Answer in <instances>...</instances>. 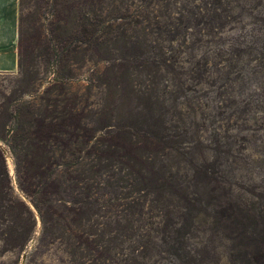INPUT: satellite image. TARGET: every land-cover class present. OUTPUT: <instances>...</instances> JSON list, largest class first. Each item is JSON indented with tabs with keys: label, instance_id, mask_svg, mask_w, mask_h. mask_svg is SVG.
I'll list each match as a JSON object with an SVG mask.
<instances>
[{
	"label": "trees",
	"instance_id": "1",
	"mask_svg": "<svg viewBox=\"0 0 264 264\" xmlns=\"http://www.w3.org/2000/svg\"><path fill=\"white\" fill-rule=\"evenodd\" d=\"M17 28L0 264H201L210 211L264 264V0H19Z\"/></svg>",
	"mask_w": 264,
	"mask_h": 264
},
{
	"label": "rangeland",
	"instance_id": "2",
	"mask_svg": "<svg viewBox=\"0 0 264 264\" xmlns=\"http://www.w3.org/2000/svg\"><path fill=\"white\" fill-rule=\"evenodd\" d=\"M16 72L17 69L13 72H0V104L4 101L3 96H8L11 91V83L14 77H10L9 74L14 76ZM0 148L5 154L8 170L12 178L14 188L16 189L13 160L8 149L1 143ZM257 172L258 173L253 176V180L258 186L257 192L263 194L264 167L259 169ZM253 202V212L258 214L257 221L261 224L264 221V214L261 213L264 210V199L261 200L254 198ZM214 216L215 214L210 211L209 213L198 217L197 225L199 228L191 238V247L194 252L193 254L201 264H232V262L237 258V247H240L239 243L236 245L235 241H233L236 232L228 226L217 223ZM45 264L49 263L46 262Z\"/></svg>",
	"mask_w": 264,
	"mask_h": 264
},
{
	"label": "crops",
	"instance_id": "3",
	"mask_svg": "<svg viewBox=\"0 0 264 264\" xmlns=\"http://www.w3.org/2000/svg\"><path fill=\"white\" fill-rule=\"evenodd\" d=\"M19 0H0V72L17 69Z\"/></svg>",
	"mask_w": 264,
	"mask_h": 264
}]
</instances>
